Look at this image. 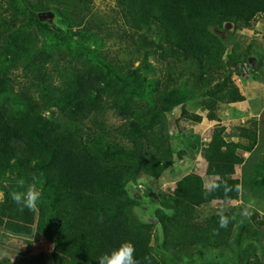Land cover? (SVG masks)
Instances as JSON below:
<instances>
[{
	"label": "trees",
	"instance_id": "1",
	"mask_svg": "<svg viewBox=\"0 0 264 264\" xmlns=\"http://www.w3.org/2000/svg\"><path fill=\"white\" fill-rule=\"evenodd\" d=\"M48 11L66 27L40 21L38 12ZM259 16L264 0H113L103 11L93 0H0V230L44 238L50 264H98L124 240L141 264L146 255L152 264H200L208 254L222 264H264L257 118L230 129L216 124L203 148L211 182L231 192L221 187L206 198L211 182L190 171L171 192L155 194V220L135 212L137 185L176 162L171 127L203 119L189 103L220 121V108L239 101L232 73L247 65L256 42L240 32ZM33 175L40 204L21 213L8 194ZM217 201L227 206V228L217 211L201 217ZM0 264L11 259L0 256Z\"/></svg>",
	"mask_w": 264,
	"mask_h": 264
},
{
	"label": "rangeland",
	"instance_id": "2",
	"mask_svg": "<svg viewBox=\"0 0 264 264\" xmlns=\"http://www.w3.org/2000/svg\"><path fill=\"white\" fill-rule=\"evenodd\" d=\"M95 7L98 8L100 11L108 10L113 6V0H93ZM51 19L41 20L40 15L44 16L45 12H38V18L42 22H48L50 25H58L60 28H65L66 26L61 23L59 15L55 11H50ZM252 29V30H251ZM261 34L258 36L257 34ZM240 37L244 40V42H264V16H259L257 21L252 28H246L240 32ZM264 48V47H263ZM251 61V60H250ZM252 63V66L250 64ZM251 63H247V67H239L232 73V79L235 81L234 83L237 84V78H242V76L247 75V72H251L252 75L255 77V81L257 79L260 82H263L261 79V73L264 71V61L263 60H254ZM243 79V78H242ZM253 77H251L252 81ZM20 80L19 78L16 81ZM244 82L247 80L244 79ZM255 87H259V85H254ZM252 94V103L255 104L256 108L254 110H262L264 111V88L259 90L251 91ZM190 104L191 110H194L195 105L192 103ZM225 106V105H224ZM227 106V105H226ZM177 111L174 112L172 118L178 117L180 114V108L176 109ZM173 122V121H172ZM209 121L205 120L203 125H200V128L203 127L202 131H205L206 134H211L210 129H208ZM232 125V124H231ZM182 130L186 131L185 133L192 132L191 125L188 127L181 125ZM261 126L263 127L261 134H262V141H264V113L261 117ZM172 131L176 133L173 135V148L176 154V162L175 164L168 170L164 172L160 179H153V178H146L142 181V188H139L138 191L143 193L142 197H138L140 200L139 206L135 208V212L137 216L143 221H152L155 220V210L160 207V203L158 199L155 197L160 191L165 193H169L172 191L176 180L181 176L180 174H186L190 171H197L201 172L206 179V183H209L210 180V170L207 162L203 157V147L200 146L198 148L199 139L197 136L193 134H182L179 133L178 129L175 128L173 125ZM205 129V130H204ZM194 130V129H193ZM177 152V153H176ZM181 154V156H178ZM200 161L204 164V169L200 170L199 163L194 165V161ZM241 174V169L238 167V175ZM146 180V181H145ZM5 186V185H3ZM2 184L0 183V200L3 199V190L1 189ZM137 188L134 187V183L128 185V190L131 196L136 197L138 195ZM42 191V188H41ZM40 204V202H39ZM38 204V206H39ZM227 206L221 201L215 203L214 205L210 206L209 208H204L201 210V217H206L212 211H217L220 208L225 209ZM155 245L159 244L160 239L162 242V228L159 223H155ZM160 235V236H159ZM158 247V246H157ZM52 246L51 244L46 241L44 238L39 240H35L34 235H15L10 232L0 230V256L1 257H9L11 259V264H50L48 253L50 252ZM198 263L200 264H222V260L216 259L213 255H206L202 259H198Z\"/></svg>",
	"mask_w": 264,
	"mask_h": 264
},
{
	"label": "clouds",
	"instance_id": "3",
	"mask_svg": "<svg viewBox=\"0 0 264 264\" xmlns=\"http://www.w3.org/2000/svg\"><path fill=\"white\" fill-rule=\"evenodd\" d=\"M258 36H261V34ZM177 108H175V110ZM212 136L209 138L210 140L212 139ZM202 142L203 148L208 146V144H205L207 141ZM221 187H223L225 194L232 191V188L227 184L221 185L213 181L210 183V186L205 187V197L207 198L212 195L214 192L220 190ZM236 190H241L239 185L236 186ZM8 195L11 201L16 205L17 211L23 213L25 209H27L28 211L35 212L42 195L39 178L33 175L30 179H18L15 184L11 186V190ZM242 214H248L247 207L243 209ZM216 215L219 217V227L227 228L231 218L225 214V210L223 208L218 209ZM96 259L98 264H141V261L136 258V247L130 240L122 241L119 245L104 252ZM143 259L144 264H152L151 255H146Z\"/></svg>",
	"mask_w": 264,
	"mask_h": 264
},
{
	"label": "crops",
	"instance_id": "4",
	"mask_svg": "<svg viewBox=\"0 0 264 264\" xmlns=\"http://www.w3.org/2000/svg\"><path fill=\"white\" fill-rule=\"evenodd\" d=\"M264 38V37H263ZM264 42H255L253 45V48L251 50V57L248 60V63H251L252 61H256V60H263L264 61ZM251 60V61H250ZM250 66H252V63L250 64ZM262 77L261 79H263V82L261 83L259 79H257L255 81V77L254 75L251 74V72H247V75L244 74V76H242V78H237V84L236 87L239 91L240 94V99L238 102L233 103V104H228L227 106L223 105L219 112H218V116L220 118V121L217 120H208L206 115L207 112L203 111L199 108H197L196 104H194L195 109L192 110L195 113L201 115L203 117L201 122H194L188 119H183L180 121L181 125L187 126L188 125L191 127L192 132L190 133H185L186 131H183V133L181 131H179V133L182 134H193L195 136L198 137L199 141H204L205 137H206V133L203 130V127L200 128V125H203L205 120L209 121L208 124V129H213L215 127L216 124L218 123H222L223 125H226L227 128L230 129V127H232L234 124H242L245 123L248 119L250 118H257L259 121H261V117L263 116L264 111L262 110H254L256 108L255 104L252 103V94L251 91L253 92V90H259L264 88V71L261 73ZM251 77H253L252 81ZM244 79L247 80V82H244ZM235 82V81H234ZM254 85H259V87H255ZM255 108H254V107ZM180 108V114H181V107ZM188 108H190V105H188ZM177 111V110H175ZM180 114L178 116H180ZM232 124V125H231ZM199 127V128H198ZM194 129V130H193ZM209 130V131H210ZM233 139H235V137H232ZM211 142V140L208 138L207 143L208 144ZM244 156H248L249 152H243ZM194 165H196V163L200 165V170L204 169V164L201 163L200 161H194L193 162ZM207 164V163H206ZM208 165V164H207ZM241 169V168H240ZM195 171V170H193ZM197 172V171H195ZM200 174H202L200 171L198 172ZM237 173H238V168H237ZM203 175V174H202ZM210 180H212V177H210ZM211 181H209L210 183ZM219 202V201H217ZM223 202V201H221Z\"/></svg>",
	"mask_w": 264,
	"mask_h": 264
},
{
	"label": "water",
	"instance_id": "5",
	"mask_svg": "<svg viewBox=\"0 0 264 264\" xmlns=\"http://www.w3.org/2000/svg\"><path fill=\"white\" fill-rule=\"evenodd\" d=\"M52 17H53V16H51V12H50V11L45 12V13H44V16H41V15H40V19H41V20H45V19H48V20H49V19H51ZM229 28H230V25H229Z\"/></svg>",
	"mask_w": 264,
	"mask_h": 264
},
{
	"label": "built area",
	"instance_id": "6",
	"mask_svg": "<svg viewBox=\"0 0 264 264\" xmlns=\"http://www.w3.org/2000/svg\"><path fill=\"white\" fill-rule=\"evenodd\" d=\"M257 35H260V34H257ZM210 131H211V134H207L206 137H205V139H204V141H207L208 138H210L212 136L213 129H211Z\"/></svg>",
	"mask_w": 264,
	"mask_h": 264
}]
</instances>
